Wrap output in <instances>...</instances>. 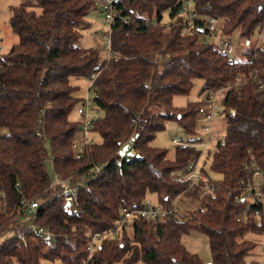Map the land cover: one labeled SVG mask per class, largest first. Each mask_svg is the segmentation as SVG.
Segmentation results:
<instances>
[{"label":"trees","instance_id":"16d2710c","mask_svg":"<svg viewBox=\"0 0 264 264\" xmlns=\"http://www.w3.org/2000/svg\"><path fill=\"white\" fill-rule=\"evenodd\" d=\"M185 2L113 0L105 61L97 49L77 45V29L87 26L95 0H20L9 7L17 41L0 53V264H260L245 259L255 246L245 235L264 234V204H256L255 216L238 194L246 160L264 175V99L255 86L257 80L264 85V38L255 43L257 31L264 32V0H191L186 18ZM206 16L219 17V34L235 50L240 46L242 59L229 63L213 41L201 40ZM182 20L193 23L183 36ZM238 72L252 77L233 86ZM91 74L100 116L90 121L88 133L99 141L87 143L76 160L71 140L81 119L68 116L83 98L70 78ZM195 79L199 94L223 90V144L213 143L208 168L200 167L214 190L197 188L199 207L190 215L172 211L160 224L133 213L121 224L123 210L142 208L148 194L167 206L190 188L174 174L199 153L193 143L205 138L198 132L202 111L200 101L176 108L172 98L187 95ZM171 119L190 141L174 145L169 157L151 141ZM130 140L138 158L118 154ZM52 172L74 188L70 202L61 185L51 184ZM23 199L37 203L33 222L48 228L51 244L32 231L11 232L25 221L22 212L16 217ZM118 224L115 237L86 249L91 233ZM191 230L206 236L210 262L180 242L181 233Z\"/></svg>","mask_w":264,"mask_h":264},{"label":"built area","instance_id":"2783aa9c","mask_svg":"<svg viewBox=\"0 0 264 264\" xmlns=\"http://www.w3.org/2000/svg\"><path fill=\"white\" fill-rule=\"evenodd\" d=\"M97 3L102 4L104 13V22L106 24H110L112 18V1L113 0H95ZM188 3L191 0H187ZM194 16V14H192ZM219 17L206 16L204 18V30L205 32L202 34L203 42H211L213 41L219 48V50L227 56V60L229 63L237 62L239 59H242L241 54L236 53V50L233 47L232 42L225 37H222L218 31ZM181 24V32L180 35L183 36L187 33L191 32V27H193V23L189 22V20H182ZM170 24H166L168 27ZM103 37L106 39L107 50L109 47V38L108 35H104ZM264 38V32L257 31L255 36V43H258L260 40ZM254 71H257L255 69ZM264 71V69H263ZM252 77V72H248L247 74L243 72H238L232 85L237 86L242 82L250 79ZM94 78V74H91L88 77L89 84ZM256 91L259 92L260 97L264 99V85L261 81L255 82ZM222 89L216 90L213 92H206L204 95L203 103L206 106L205 110H202L203 117L205 122L201 125V129L205 134V138L198 143H193L197 147L201 146L206 148L211 139L216 138V141L223 144V133L221 128L224 127L225 122H220L219 126L216 128L214 125V118L221 114V109L219 110V105L217 103L216 95L221 92ZM220 103V102H219ZM221 105V103H220ZM76 113L79 115L81 119V123L79 129L74 134L71 140V147L74 152V157L76 160L80 159L82 148L91 140L88 139V128L90 121L96 119L100 116V112L93 107V101L91 98H83L80 103L76 107ZM171 143L175 145H187V142L180 136H174L171 138ZM200 156V151L196 158L190 160L185 166L184 170L181 173H175L174 176L178 181H188L191 190H197L198 187L201 193H206L214 190L215 183L213 181L207 180L204 174L201 172L200 167L197 165V160ZM51 162V157L49 158ZM243 170L245 172V177L241 181L239 187L238 200L241 198L246 199V212H253L255 216L259 214V210L256 209L257 203H262V199L264 197V175L260 166L253 160L248 159L243 163ZM99 169V166H95L93 168V172H96ZM51 184H59L62 186V191L64 193L68 192L69 195L65 197L67 202L71 201V192L73 191V187L69 185L68 179H61L59 176H56L54 172H52L51 176ZM181 194V193H180ZM143 207L137 210H123L120 223L124 224L128 221V218L131 214L137 213L142 217H145L147 220L153 221L154 223L164 224L173 208L170 205L162 206L161 204H154L148 198H144L142 200ZM37 207V203L35 201L21 200L20 207L16 217H18L20 212H22L24 218L26 219L25 214H30L31 218L29 222H22L16 227L11 229L12 233L21 234L23 232L32 231L36 234V236L41 237L43 240L51 244L52 242V233L45 226L35 225L33 219L35 218V209ZM114 229V228H113ZM112 230V229H111ZM110 231V230H109ZM108 231H97L90 234L89 243L86 246V249L90 252L93 250L95 245L97 244V240L101 239L104 235L107 234ZM90 233V232H89ZM86 264V260L83 261Z\"/></svg>","mask_w":264,"mask_h":264},{"label":"rangeland","instance_id":"374dc122","mask_svg":"<svg viewBox=\"0 0 264 264\" xmlns=\"http://www.w3.org/2000/svg\"><path fill=\"white\" fill-rule=\"evenodd\" d=\"M20 0H0V53L6 52L12 44L17 41L16 35L11 31L9 23H8V15H9V7L11 5H15ZM184 4L185 0H181ZM30 2H34V0H30ZM185 18L190 15V8H192V4L188 3L187 0L185 2ZM104 13L102 5L96 4L93 9H90L88 14L85 16V22L87 23L86 27H79L78 31V39L77 45L81 47H92L98 50L99 59L101 61H105L108 57V50L106 46V39L103 37L109 33V26L104 22ZM162 22H169L168 12L164 11L162 13ZM234 47V45H233ZM235 48V47H234ZM241 48L239 46L236 49V53L241 54ZM70 82L78 86V90L76 91V95L79 98H92L93 90L89 89L90 84L89 80L84 77H71ZM201 81L199 79H195L191 89L189 90L187 95L174 96L172 98V106L179 108L186 104L188 101H200L201 111L206 109L205 104L203 103L204 93L199 94V90L201 87ZM223 94V90L216 95L217 103L219 105V110L221 109L220 98ZM68 118L70 120L77 121L79 119V115L76 113V106L70 112ZM205 122L203 117V113L200 112L197 118L198 123V132L200 135L204 137V132L202 131L200 125ZM224 123L223 114H219V116L214 118V125L217 128L219 123ZM223 131V128L221 129ZM1 133V131H0ZM174 136H180L184 138L182 135V131L177 124V122L173 119L167 120L165 122L164 129L157 132L153 140L151 141V145L158 147L160 149H164L167 151L169 157L172 156L173 147L175 144L171 143V138ZM88 139L93 142L99 141V136L95 133H89ZM189 142L190 140H186ZM216 142V138H213L208 143L206 148L198 146L197 149L200 151V156L197 160L198 167H202L204 169L208 168L209 164V154L212 152L213 143ZM214 177H218L217 175H213ZM200 194L198 191L187 189L186 192H182L181 194L173 197L172 200H169L168 205L173 208V213L178 216L190 215L191 212L199 207L200 203ZM152 203L155 202V195L148 194L146 196ZM264 204V197L262 199ZM26 222L30 221L29 217H26ZM120 230V225H116L115 229H112L107 232L104 237H115L116 234ZM9 233V232H8ZM247 239L255 242L254 248L249 252L246 256V260H255L260 264H264V234H252L247 233L245 235ZM180 242L185 246L187 250L192 253H196L199 258L203 262H210L211 256L209 252L207 238L204 234L197 230H191L187 233H181ZM101 241V239L97 240V244ZM40 264H60L58 260H47L43 259L40 261Z\"/></svg>","mask_w":264,"mask_h":264},{"label":"water","instance_id":"95a60500","mask_svg":"<svg viewBox=\"0 0 264 264\" xmlns=\"http://www.w3.org/2000/svg\"><path fill=\"white\" fill-rule=\"evenodd\" d=\"M179 13L182 12V8L179 9L178 11ZM231 112L233 113V110H231ZM131 140L128 142V143H125L121 148L120 150L118 151V154L119 155H128V156H132L134 155L136 158H138L139 156L134 152L133 149H130L129 147V144H130Z\"/></svg>","mask_w":264,"mask_h":264}]
</instances>
